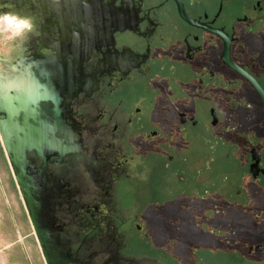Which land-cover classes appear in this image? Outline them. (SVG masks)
Listing matches in <instances>:
<instances>
[{
    "label": "flooded vegetation",
    "instance_id": "flooded-vegetation-1",
    "mask_svg": "<svg viewBox=\"0 0 264 264\" xmlns=\"http://www.w3.org/2000/svg\"><path fill=\"white\" fill-rule=\"evenodd\" d=\"M6 4L32 27L0 62L1 112L56 148L27 153L53 264L264 260V0ZM151 218L188 232V259Z\"/></svg>",
    "mask_w": 264,
    "mask_h": 264
},
{
    "label": "rangeland",
    "instance_id": "rangeland-1",
    "mask_svg": "<svg viewBox=\"0 0 264 264\" xmlns=\"http://www.w3.org/2000/svg\"><path fill=\"white\" fill-rule=\"evenodd\" d=\"M8 36L9 35H6L4 37L8 38ZM14 39L15 38H13V40L10 39V41L13 43ZM5 43V39L4 41H0V61L5 59H16L18 55L21 54L20 51H18L20 46H10L6 45ZM0 168L2 169L3 173L2 177L0 178V231L1 236L5 238L4 240L0 241V264H46L40 247L36 241L30 220L27 215L25 218L24 201L18 190L12 170L9 167L8 160L1 145ZM143 188L144 184H141V191ZM185 216L186 215L184 213L180 214L182 221L184 220ZM19 218H22V223L24 225L21 231L17 226H14V220L16 219L19 221ZM114 222L115 224H118L117 221ZM146 229L151 232L152 239L156 244H165L168 242L170 244L171 251L177 254L175 258H181L182 260L188 259V255L185 254V248L186 245L189 244V237L188 232H186L185 229L181 230L178 233L177 238L172 241L169 240V234L172 235V232L168 225L163 223V220L158 218L148 219L146 221ZM25 234H28L26 238L23 236ZM4 247L5 249L3 251L2 248ZM20 247L21 250L23 247L26 252L21 254ZM192 252H196V250ZM198 252L199 251L191 254L192 259L200 258V253L198 254ZM206 253L207 252L202 251L200 254L203 258V264H214L215 262H213V257H208L209 254ZM164 255L165 252L160 253V256H158L159 259L157 260L158 262L155 264H168L166 261L167 257ZM215 255L219 256L220 260L226 262V264H228V262L231 260L230 256L223 251H216ZM103 259L104 257L102 256L96 257L94 259L95 264H101ZM138 259H140L139 264H154L152 263L151 259H143L141 256H139ZM253 260V263L255 264H264V260L262 258H253ZM171 261L173 262L172 264H174L175 259L172 258Z\"/></svg>",
    "mask_w": 264,
    "mask_h": 264
},
{
    "label": "water",
    "instance_id": "water-1",
    "mask_svg": "<svg viewBox=\"0 0 264 264\" xmlns=\"http://www.w3.org/2000/svg\"><path fill=\"white\" fill-rule=\"evenodd\" d=\"M0 78L5 76L3 70L0 69ZM7 95H3L2 89L0 90V100H4ZM2 104H0V116L5 115V118L0 117V138L1 145L4 153L11 167L14 180L24 201L25 208L28 214V218L32 225L33 231L36 236V241L40 247L41 253L44 257L46 264H53L52 257L50 255V247L52 245L51 240L45 239L40 234L39 222L37 220V214L35 207L38 205V199L33 195L34 177L27 173V168L31 167L28 163L27 153L29 151H35L37 154L43 152V148L46 147L48 152L54 151L53 145L47 144L41 148V143L37 142V132L34 130L31 136L21 135L20 129H15L11 120L14 114L18 112H1ZM60 144L61 156L67 151L65 147Z\"/></svg>",
    "mask_w": 264,
    "mask_h": 264
},
{
    "label": "crops",
    "instance_id": "crops-1",
    "mask_svg": "<svg viewBox=\"0 0 264 264\" xmlns=\"http://www.w3.org/2000/svg\"><path fill=\"white\" fill-rule=\"evenodd\" d=\"M6 0H0V41H4L5 39V44L6 45H17V46H23L24 43H26V40H21V34H19V30L21 29V25L20 23L17 21L16 17L13 15H4L6 14V10H5V6H6ZM19 12H11L9 14H14L18 16ZM8 14V13H7ZM20 17V16H19ZM7 18H10V21H12V23H9ZM29 20V19H28ZM26 29V28H24ZM23 29V30H24ZM21 33V32H20ZM6 35H9L8 38L4 37ZM14 35V36H13ZM13 38H15L16 41H14L13 43L10 41L13 40ZM1 62V61H0ZM9 164V163H8ZM10 167V165H9ZM11 168V167H10ZM2 169L0 168V178L2 177ZM4 195V194H3ZM25 218H26V213L24 212ZM14 226L18 227L19 230L21 231L23 228V223H22V218H19V221H17L16 219L14 220ZM25 238L28 236V234L23 235ZM20 238V237H19ZM5 238L3 236H1V231H0V241L4 240ZM17 240V239H16ZM5 247L2 248V250L4 251ZM1 251V250H0ZM23 251V252H22ZM20 252L21 254H23L25 251V249L21 250L20 247ZM6 254V253H4ZM26 257V255H25ZM9 260V259H8ZM11 262V261H10Z\"/></svg>",
    "mask_w": 264,
    "mask_h": 264
},
{
    "label": "clouds",
    "instance_id": "clouds-1",
    "mask_svg": "<svg viewBox=\"0 0 264 264\" xmlns=\"http://www.w3.org/2000/svg\"><path fill=\"white\" fill-rule=\"evenodd\" d=\"M4 15H13L16 17L17 21L20 23L21 25V29L27 28L30 29L32 27L31 22L27 19V18H23V17H19L17 15L14 14H4ZM14 36V35H13Z\"/></svg>",
    "mask_w": 264,
    "mask_h": 264
}]
</instances>
